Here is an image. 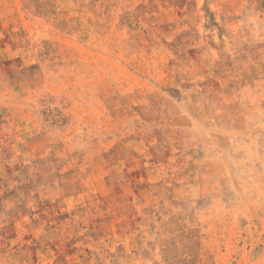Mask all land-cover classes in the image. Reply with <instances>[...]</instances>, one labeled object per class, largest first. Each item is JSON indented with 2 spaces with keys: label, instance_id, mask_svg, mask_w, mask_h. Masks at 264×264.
Here are the masks:
<instances>
[{
  "label": "rangeland",
  "instance_id": "1",
  "mask_svg": "<svg viewBox=\"0 0 264 264\" xmlns=\"http://www.w3.org/2000/svg\"><path fill=\"white\" fill-rule=\"evenodd\" d=\"M0 264H264V0H0Z\"/></svg>",
  "mask_w": 264,
  "mask_h": 264
}]
</instances>
